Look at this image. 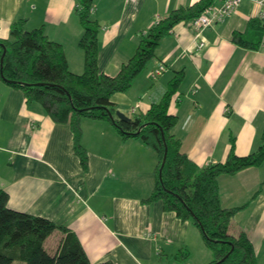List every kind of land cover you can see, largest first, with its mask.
<instances>
[{
  "label": "crops",
  "instance_id": "obj_1",
  "mask_svg": "<svg viewBox=\"0 0 264 264\" xmlns=\"http://www.w3.org/2000/svg\"><path fill=\"white\" fill-rule=\"evenodd\" d=\"M78 1L0 0V39L11 38L19 21L26 30L43 27L63 45L69 68L82 73L79 41L84 30L76 13ZM200 1L93 0L92 17L101 25L99 69L116 75L159 20ZM257 12V5L245 0L200 36L191 22L176 24L132 87L113 95L116 111L131 118L146 116L183 71L168 107L178 118L173 133L181 151L204 167L225 161L232 140L240 156L258 149L264 130V48L234 41L241 34L258 44L263 29ZM200 40L206 44L202 49ZM160 61L166 71L153 79ZM82 131L87 170L73 150L70 124L55 122L39 103L29 104L22 90L0 80V188L8 193V206L71 229L90 264H211L214 253L191 219L165 210L161 200L145 202L156 184L155 150L139 138L124 139L110 121L85 118ZM218 185L222 206L241 208L230 232L246 231L258 264H264V162L222 174ZM62 236L56 230L46 244L54 251Z\"/></svg>",
  "mask_w": 264,
  "mask_h": 264
},
{
  "label": "trees",
  "instance_id": "obj_2",
  "mask_svg": "<svg viewBox=\"0 0 264 264\" xmlns=\"http://www.w3.org/2000/svg\"><path fill=\"white\" fill-rule=\"evenodd\" d=\"M210 4L213 1L201 0L190 7L173 10L159 20L116 75L99 69L101 25L92 17L93 0H79L76 7L84 30L79 41L84 52L82 73L69 68L63 45L51 40L43 27L26 30L24 21H19L12 27L11 38L0 39V80L22 90L29 104L39 103L55 122L70 124L74 134L73 150L86 170L89 154L82 144L83 119L110 121L124 139H141L159 158L155 188L145 202L161 200L165 210L176 212L183 220L191 219L214 253L211 264H258L248 233L243 230L233 235L230 232L233 217L241 208L222 206L218 177L264 162V130L260 146L252 153L238 155L232 140L225 161L199 167L181 151V141L173 133L178 118L168 112L170 100L184 78L183 71L175 75L162 98L153 102L144 117L136 116L130 122L118 119L112 100L114 94L132 87L135 78L155 56L160 40L176 24L192 23ZM261 38L258 44H253L241 34L234 35L236 43L251 48L257 47ZM8 200V193L0 188V264H90L75 232L43 216L12 209ZM56 230L63 236L50 252L46 241Z\"/></svg>",
  "mask_w": 264,
  "mask_h": 264
},
{
  "label": "built area",
  "instance_id": "obj_3",
  "mask_svg": "<svg viewBox=\"0 0 264 264\" xmlns=\"http://www.w3.org/2000/svg\"><path fill=\"white\" fill-rule=\"evenodd\" d=\"M245 0H224L221 4H210L205 10L193 20L192 26L198 31L200 36L204 29L211 27L215 24L224 22L232 13H234L242 2ZM254 2L258 7L257 18L263 26V34L261 38L260 47L264 48V0H249ZM95 10L93 5L91 11ZM158 23V22H157ZM199 49L206 46L204 40L198 41ZM166 71L165 64L160 61L157 67L152 71L151 77L157 79Z\"/></svg>",
  "mask_w": 264,
  "mask_h": 264
},
{
  "label": "water",
  "instance_id": "obj_4",
  "mask_svg": "<svg viewBox=\"0 0 264 264\" xmlns=\"http://www.w3.org/2000/svg\"><path fill=\"white\" fill-rule=\"evenodd\" d=\"M115 114H116L117 118L122 120V121H126V122L132 121V118L130 116H128L127 114H125L124 112H122L120 110H117ZM166 155H167V148H166V151H165L164 161L166 159ZM161 174H162V170H161Z\"/></svg>",
  "mask_w": 264,
  "mask_h": 264
},
{
  "label": "rangeland",
  "instance_id": "obj_5",
  "mask_svg": "<svg viewBox=\"0 0 264 264\" xmlns=\"http://www.w3.org/2000/svg\"><path fill=\"white\" fill-rule=\"evenodd\" d=\"M159 99V98H158ZM128 114H129V112H127ZM55 237H52L50 240H53ZM46 247H47V249L50 251V252H52L53 250H51V248H50V244L49 243H47L46 244Z\"/></svg>",
  "mask_w": 264,
  "mask_h": 264
}]
</instances>
